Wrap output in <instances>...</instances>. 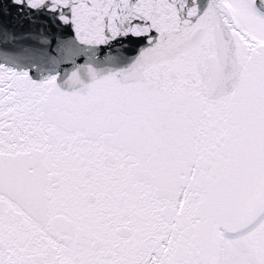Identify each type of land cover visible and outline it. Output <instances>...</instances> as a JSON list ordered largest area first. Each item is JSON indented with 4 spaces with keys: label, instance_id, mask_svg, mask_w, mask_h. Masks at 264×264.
Listing matches in <instances>:
<instances>
[{
    "label": "snow or ice",
    "instance_id": "obj_1",
    "mask_svg": "<svg viewBox=\"0 0 264 264\" xmlns=\"http://www.w3.org/2000/svg\"><path fill=\"white\" fill-rule=\"evenodd\" d=\"M0 264H264V0H0Z\"/></svg>",
    "mask_w": 264,
    "mask_h": 264
}]
</instances>
